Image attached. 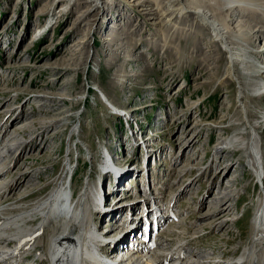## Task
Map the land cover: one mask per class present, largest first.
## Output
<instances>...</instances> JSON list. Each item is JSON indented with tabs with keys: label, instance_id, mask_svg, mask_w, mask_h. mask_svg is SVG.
I'll use <instances>...</instances> for the list:
<instances>
[{
	"label": "rangeland",
	"instance_id": "rangeland-1",
	"mask_svg": "<svg viewBox=\"0 0 264 264\" xmlns=\"http://www.w3.org/2000/svg\"><path fill=\"white\" fill-rule=\"evenodd\" d=\"M128 1L99 0L98 7H90L81 0H0V143L9 139L12 148L0 161V169L5 166L0 177L6 191L4 203L14 205L22 200L30 205L50 193L56 183L70 180L79 188L94 182L103 146L110 149L112 160L119 149L113 142L125 127L108 111L127 112L141 120L153 145L158 146H146L149 151L155 149L159 159L153 174L159 183L161 175L173 176L161 188L156 186L158 195L167 203L174 200L172 208L178 211L176 220L167 217L169 225L159 238L137 243L142 246L139 254L150 251L156 241L173 248L181 240L189 263L202 264L207 259L233 264L251 238L263 191L253 185L251 171L236 162V157L230 169L225 170L227 161L223 162L229 159L218 162L223 167H216L214 147L218 138L233 132L242 104L250 111L249 118L259 119L264 131V93L256 98L252 92V86L264 85V0H200L194 4L207 3L206 10L224 26L233 53L244 59L235 64L233 79L228 76V53L213 41L206 26L193 25L194 15L188 23L162 17V13L148 20L151 16L142 15ZM163 2L153 0L149 7L160 9ZM161 19L169 20L168 26ZM158 21L156 27L150 24ZM241 84L247 93L240 103L237 89ZM87 88L93 95L85 96ZM126 103L128 108L122 106ZM63 115L69 118L60 120ZM212 139L216 144L210 147ZM71 149L73 154H69ZM78 151L81 162L74 163L72 157ZM123 153L122 164H113L115 173H120L117 179V173L96 178L101 186L110 179L112 191L106 190L116 203L109 206L104 191L100 215L90 212L87 217L93 216L97 232L103 231L106 219L107 226L125 227L115 236L119 238L115 245L131 255L135 246L125 250V238L134 227L125 232L130 224L121 221L125 220L123 213L133 211L141 198L133 199L137 195L125 187L134 183L131 192L141 195L152 172L144 173L137 157L134 161L131 157L132 162L126 146ZM65 162L74 168L71 179L63 173ZM230 189L234 197L222 205L231 203L233 210L227 214L221 205L219 211L226 213L221 220L227 228L218 232L215 226L221 223L216 220L220 213H211L215 205L210 206L209 199L225 196ZM116 195L122 197L117 200ZM242 211L244 217L236 219L235 213ZM31 222L37 225L40 219L35 216ZM134 223L138 225L135 217L131 219ZM171 224L178 225L172 232L168 230ZM118 229L108 227L105 235ZM133 240H139L138 236ZM31 257L33 262L26 264H38L37 256Z\"/></svg>",
	"mask_w": 264,
	"mask_h": 264
},
{
	"label": "bare ground",
	"instance_id": "bare-ground-1",
	"mask_svg": "<svg viewBox=\"0 0 264 264\" xmlns=\"http://www.w3.org/2000/svg\"><path fill=\"white\" fill-rule=\"evenodd\" d=\"M81 2L90 5V7H98V4L100 3L99 0H81ZM128 2H130L132 6H136L142 15L151 16L148 20H154L158 16H161L162 13V17H169L171 20L178 18V22L188 23L189 18L194 15L196 23H193V25L202 24L206 26L211 33L213 41L219 43L223 47V50L228 53V76L230 78H234L235 64L242 63L244 59H241L238 54L233 53L234 51L231 47V42L228 41V36H226L224 26L220 23H216L214 16L210 14L208 10H206L207 3H205L203 6L199 5L194 7V4H198L200 0H165V2H163V4L160 6V9L157 8L152 10L149 6L151 3H153V0H130ZM166 19L164 21L161 19L163 21L162 25L164 26H168L169 23V20ZM159 23L161 22H151L150 24L155 26ZM263 91L264 85L260 86V88L257 86H252V92L255 93L256 98L261 96L264 93ZM246 93V89L243 87V85L237 89V99L240 103L241 99L246 96ZM59 99L61 100L66 98L59 97ZM239 112L240 119H237L231 135L223 138L221 137L222 139L218 138L217 140V144L214 147L216 150L215 154L217 156L215 157L214 165L216 167H221L222 163L218 164V162H221L223 159H229L223 160V162L227 161L224 169L228 170L231 168L233 159L236 157V162H241L246 168L253 167L256 172L258 166L261 164L263 168V174L261 170H257L256 173V178H258L257 181H259L262 176L264 178V131L262 130V126L259 125V119L249 118L250 111L246 105H240ZM68 118V116L63 115L60 120L65 121ZM263 119L264 112L262 113V120ZM20 126H18V128H21ZM194 134H196V132H193V135ZM8 140L9 139H5L3 144L0 143L2 145L0 147V161L2 160V155L7 154L8 150L10 151L12 149H10L11 144H7ZM222 141H224L226 145H223ZM103 150L104 151L101 152V156L104 153L108 154L110 149L105 147ZM70 152L69 154H73L72 149ZM109 159V166L102 160L97 164L95 172L99 176L115 173L113 164L115 165L116 163L112 161L113 159ZM4 168L5 166L0 169V177L2 175L1 173L4 171ZM64 169H66V171L64 170L63 173L69 174L72 173L74 168L66 163L64 164ZM196 171H201V169L197 168ZM116 173L117 177L114 175L115 179L120 176L118 171H116ZM107 179L106 185L105 183L104 186H101V183L99 185L101 187L106 186L107 190L111 192L113 184L109 181L110 179L108 177ZM147 182L149 183V181ZM69 183L68 181L64 184L56 183L50 193L37 199L30 205H24L25 203H23L22 200L16 201L17 204L14 205L5 204L4 197L6 196V191H3L2 184L0 185V264H26V262L29 261V256L31 257L33 255L37 256V259L34 260L36 261L35 263L38 264H192V262L189 263V258H185L183 249L184 246L182 247L181 240L178 242L180 246L173 248L164 247L163 244L166 242L156 241L155 244H151V250L148 252L146 251L145 254H139V252L142 251L141 245L135 246V252H130L131 255L119 252L122 251V248L121 245H115V243L119 240L118 236H115L122 231H117L114 235H105L106 231L104 230L102 232H97V224L95 222L93 223V216L90 217L92 222L90 221L89 224L83 225L82 223L83 218L89 216V214L87 215L86 207H80L77 204H75L72 209L68 207L71 205V202H77L80 204L85 199V197L90 194L91 191L88 189L90 184L87 183L86 186L83 185L78 191L82 193H79L77 196H75V187L73 184ZM262 185L264 187V181L262 182ZM82 190H85L86 192ZM99 190L100 189L98 188L96 194H99ZM71 191L74 192V197L66 194ZM100 194L104 195L103 190L100 192ZM233 197L234 190L230 189L227 191L225 196H218L217 198L214 196L213 198L209 199L210 206L211 204L215 205L212 206L213 210L211 213H213V215L217 211L220 213V215L216 217V220H219L221 223L215 226L216 231L218 232H225L224 230L227 228V223L221 220V217L226 213L220 212L219 208L223 203H227ZM68 200H70V202ZM41 202L42 205H39ZM44 204L46 206L45 208L43 207ZM222 207L223 209H226L227 214L233 210V205L231 203L222 205ZM100 209H102V207ZM170 210L173 211L172 206ZM90 212L96 213L93 210L89 211V213ZM208 214L209 213H205L203 216H207ZM95 215L99 216L100 214L98 215L97 213ZM35 216L40 219V222L37 225L32 224L30 229H26L25 226L31 224V218ZM175 216V213H165L162 221L167 220V217H169V221L176 220L177 216ZM169 221H166L167 225H169ZM128 224H130L128 229H124L123 231L127 232L131 226H133L134 229L137 226L136 223H134V225L131 224V218L129 219ZM177 224H171L168 230L170 232L174 231L175 226H178ZM161 226H163V224H160L159 228ZM35 227H37V229H41L40 236L34 240L32 244H27L26 241L28 240L29 236L38 231L37 229L33 230ZM50 227L52 229H48L47 231L45 230ZM118 228L119 226L115 225L114 229ZM134 229L132 232H134ZM161 231L162 230L156 232V235L154 236L151 234L152 230L148 229L147 241L143 242L148 243L151 237H153L154 240L159 238L158 235L160 236ZM132 235L133 233L125 239L130 238ZM107 238H109L110 245L119 247V251L111 253L112 250L110 249V253L94 252L93 245L91 244L93 242H98L99 240ZM125 244L127 245L128 242L126 241ZM244 247L245 248L242 254L234 259L235 262L233 264H264V191L262 193L259 206L255 212L254 223L251 227V238L248 244H246ZM124 249L129 250L127 247ZM130 249H132V247ZM79 251L83 253V258L80 260L77 259ZM120 255H122L124 258L118 257ZM194 263L199 264L195 261ZM200 263L216 264L215 261L207 259L202 260Z\"/></svg>",
	"mask_w": 264,
	"mask_h": 264
}]
</instances>
